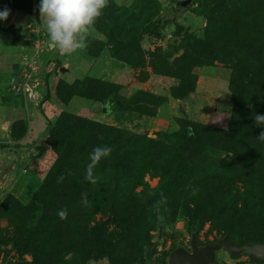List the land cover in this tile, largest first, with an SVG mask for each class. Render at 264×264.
I'll return each instance as SVG.
<instances>
[{
	"label": "rangeland",
	"instance_id": "rangeland-1",
	"mask_svg": "<svg viewBox=\"0 0 264 264\" xmlns=\"http://www.w3.org/2000/svg\"><path fill=\"white\" fill-rule=\"evenodd\" d=\"M175 2L109 0L87 48L60 55L39 0H0L11 10L0 21V264H167L193 229L198 244L264 234V126L254 122L264 114V0ZM29 61L35 100L12 85ZM92 123L124 139L100 140ZM134 136L155 148L125 165ZM98 145L112 152L93 185L85 169ZM218 257L264 264L248 252Z\"/></svg>",
	"mask_w": 264,
	"mask_h": 264
},
{
	"label": "clouds",
	"instance_id": "clouds-1",
	"mask_svg": "<svg viewBox=\"0 0 264 264\" xmlns=\"http://www.w3.org/2000/svg\"><path fill=\"white\" fill-rule=\"evenodd\" d=\"M109 0H39L37 6L40 24L46 33L49 49L60 55H71L78 50L86 49L87 37L95 31V23L103 15V10L108 6ZM11 10H0V21H6ZM254 122L264 126V114H254ZM264 141V131L257 136ZM103 139L102 136L98 137ZM112 152L108 145L95 146L89 153V163L85 169V179L95 185L99 177L94 174L96 166ZM58 177L57 182L63 180ZM82 203L89 205L87 193H82ZM61 218H66L67 209L59 211Z\"/></svg>",
	"mask_w": 264,
	"mask_h": 264
},
{
	"label": "water",
	"instance_id": "water-1",
	"mask_svg": "<svg viewBox=\"0 0 264 264\" xmlns=\"http://www.w3.org/2000/svg\"><path fill=\"white\" fill-rule=\"evenodd\" d=\"M193 0H176V5L186 7ZM176 39V44H179L180 38L174 36L170 39V43ZM182 53V50L178 54ZM19 75H15L12 85L17 84ZM180 111L185 113V102H180ZM161 235V228H159V237ZM197 230L193 229L190 232L189 247L182 245L172 248L167 256V264H226L220 260L218 253L221 249L226 250L232 257H237L243 252H248L253 257L264 260V242L256 241H233L225 234L221 238L209 241L204 244L197 243Z\"/></svg>",
	"mask_w": 264,
	"mask_h": 264
},
{
	"label": "trees",
	"instance_id": "trees-1",
	"mask_svg": "<svg viewBox=\"0 0 264 264\" xmlns=\"http://www.w3.org/2000/svg\"><path fill=\"white\" fill-rule=\"evenodd\" d=\"M187 95H188V93L186 95H184V97ZM60 119L63 121V123H65L68 126H72L73 128L77 126V121L80 120L76 115H73L67 111L61 112ZM187 125H188V127L186 129V132H187L188 136L197 137L198 134L196 133V128H194V122L190 121V123H188ZM92 126L101 127V129L99 130V133L98 132L95 133V134H97L98 137L102 136V137L106 138V137H110L112 135H116L114 137V139H118V138H119V140L124 139V133L123 132L117 131V130L109 127V126H101L97 123H92ZM100 140H102V139H100ZM96 141H98V139H96ZM127 141L128 142L125 146L124 154H123V158H122L123 161L125 162V165L129 161H130V164L132 162L136 163L135 160L133 159L134 156L140 155V154L142 155L147 151L151 152L152 149L155 148V144H156L152 138L145 137V136H134L130 140H127ZM139 146H141V150H139ZM151 156H149V158ZM63 157H64V154L62 155V158ZM135 168H136V166H135ZM113 191H115V189H113ZM196 215H197L196 213H193L192 218H194V217L196 218ZM189 223L191 225L193 223L192 220ZM201 223L202 222L200 221L197 224V227H199L201 225ZM21 238H22V236H21ZM256 240H260V241L264 242V234L257 235L253 241H256ZM112 264H115V263H112Z\"/></svg>",
	"mask_w": 264,
	"mask_h": 264
},
{
	"label": "built area",
	"instance_id": "built-area-1",
	"mask_svg": "<svg viewBox=\"0 0 264 264\" xmlns=\"http://www.w3.org/2000/svg\"><path fill=\"white\" fill-rule=\"evenodd\" d=\"M25 67H26L25 72L20 74L19 76L17 87L19 90L21 89L29 99L35 100L36 98H38L39 94L36 91H34L35 84L30 82L33 78L32 74L35 71V64L29 61L25 65Z\"/></svg>",
	"mask_w": 264,
	"mask_h": 264
},
{
	"label": "crops",
	"instance_id": "crops-1",
	"mask_svg": "<svg viewBox=\"0 0 264 264\" xmlns=\"http://www.w3.org/2000/svg\"><path fill=\"white\" fill-rule=\"evenodd\" d=\"M196 87H197V86H196ZM195 91H196V88H195ZM195 91H194V92H195ZM192 94H194V93L192 92ZM188 99H189V98H188V95L184 97V102H185V112H186V111L189 112V109H190L189 103L187 102ZM186 100H187V101H186ZM6 112H7V113H5V114L3 113V114L6 115V116H7V115L9 116V114L12 115V116H14V114H15L16 116L18 115L16 109H15V111H13V113H8L9 111H6ZM6 116H5V117H6ZM31 160H33V159L31 158Z\"/></svg>",
	"mask_w": 264,
	"mask_h": 264
}]
</instances>
